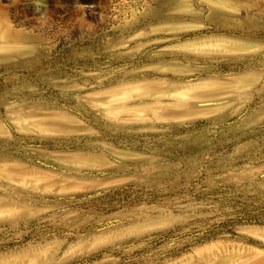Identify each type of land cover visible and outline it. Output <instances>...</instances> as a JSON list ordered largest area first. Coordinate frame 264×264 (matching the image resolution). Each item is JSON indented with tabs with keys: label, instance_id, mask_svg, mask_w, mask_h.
<instances>
[{
	"label": "rangeland",
	"instance_id": "1",
	"mask_svg": "<svg viewBox=\"0 0 264 264\" xmlns=\"http://www.w3.org/2000/svg\"><path fill=\"white\" fill-rule=\"evenodd\" d=\"M0 264H264V0H0Z\"/></svg>",
	"mask_w": 264,
	"mask_h": 264
}]
</instances>
